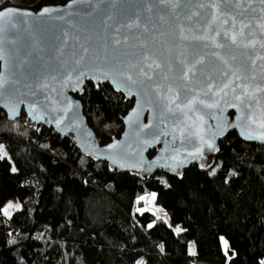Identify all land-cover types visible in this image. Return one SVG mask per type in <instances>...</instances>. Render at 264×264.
<instances>
[{"label":"water","instance_id":"95a60500","mask_svg":"<svg viewBox=\"0 0 264 264\" xmlns=\"http://www.w3.org/2000/svg\"><path fill=\"white\" fill-rule=\"evenodd\" d=\"M0 13L7 120L23 111L139 176L205 163L228 131L264 144L262 0H66ZM86 81L132 99L121 132L104 143L74 96Z\"/></svg>","mask_w":264,"mask_h":264},{"label":"trees","instance_id":"16d2710c","mask_svg":"<svg viewBox=\"0 0 264 264\" xmlns=\"http://www.w3.org/2000/svg\"><path fill=\"white\" fill-rule=\"evenodd\" d=\"M65 1L0 0V8ZM74 96L100 143L119 135L132 99L91 81ZM0 144V209L21 201L8 216L0 211V264H259L264 256V144L233 130L205 163L176 174L117 171L23 111L14 120L0 111ZM145 193H155L164 217L136 210Z\"/></svg>","mask_w":264,"mask_h":264},{"label":"rangeland","instance_id":"374dc122","mask_svg":"<svg viewBox=\"0 0 264 264\" xmlns=\"http://www.w3.org/2000/svg\"><path fill=\"white\" fill-rule=\"evenodd\" d=\"M3 150H4V152L6 153V156H7L6 150L5 149H3ZM48 166L53 168L52 164H50ZM70 183L67 182L66 186L69 187L70 185H74V187L76 188V194L78 195V191L79 190H78L77 183L75 181H71ZM140 197H144L145 199L141 200ZM136 201H137L136 210L137 209H144V210H148V211L154 213L156 216L164 217V210L159 205H157L155 203V201L153 199V195L151 193H145V194L139 196L136 199ZM9 203H11L13 205L12 208L8 209L9 213H11L14 209H17L15 207V205H19V207H21V201L19 199L11 198V199L6 200V202H4V204L1 207V209H4ZM2 214H3V212H2ZM190 248L193 249V245L191 243H190L189 249Z\"/></svg>","mask_w":264,"mask_h":264},{"label":"snow or ice","instance_id":"6c2138e0","mask_svg":"<svg viewBox=\"0 0 264 264\" xmlns=\"http://www.w3.org/2000/svg\"><path fill=\"white\" fill-rule=\"evenodd\" d=\"M262 2H264V0H262ZM44 12H45V13L48 12V9H44ZM2 15H3V13H0V16H2ZM233 39H234V38H233ZM128 79H131V77L129 76ZM0 87H3V81H0ZM208 107H212V105H208ZM57 123H59V122H57ZM261 127L264 128V124H262ZM249 138H251V137H249ZM259 138H260V139H264V136H261V137H259ZM208 147L211 148V147H212V144L209 143V144H208ZM3 149H4V146H3L2 144H0V159H3L4 156H6V153L4 152ZM12 170H13V171H16L15 168H13ZM152 195H153V199H154V198H155V193H153ZM140 199L143 200V199H145V198H144V197H140ZM12 207H13V205H12L11 203H9L4 209H0V211H2L4 215L8 216V215H10V213L8 212V209H9V208H12ZM15 207H16V208H19V205H15ZM137 211H141V212H142V211H144V209H137ZM148 227L151 228L152 225L149 224ZM174 230H175L177 233H179V232L181 231V229H180L179 227H177V228L174 229ZM220 239H221V242L223 243V246H224V248H225V250H226V251H225V255H228V252H227V249H228V241H226L223 237H221ZM189 254H191V255H195L194 250H192V249L190 248V250H189ZM138 264H143V262L140 261V262H138ZM260 264H264V260H261V261H260Z\"/></svg>","mask_w":264,"mask_h":264},{"label":"crops","instance_id":"0c3cea01","mask_svg":"<svg viewBox=\"0 0 264 264\" xmlns=\"http://www.w3.org/2000/svg\"><path fill=\"white\" fill-rule=\"evenodd\" d=\"M151 194H153V193H151ZM225 249V248H224ZM226 251V250H225ZM227 252H228V254L230 253V251H229V249H227ZM261 260H264V256L262 257V259ZM260 260V261H261ZM196 264H208V263H206V262H197ZM260 264V263H259Z\"/></svg>","mask_w":264,"mask_h":264}]
</instances>
